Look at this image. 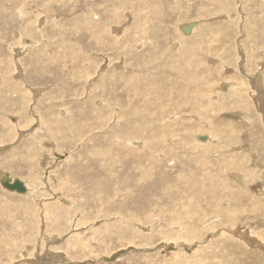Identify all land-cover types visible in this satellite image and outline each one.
<instances>
[{"label":"rangeland","instance_id":"1","mask_svg":"<svg viewBox=\"0 0 264 264\" xmlns=\"http://www.w3.org/2000/svg\"><path fill=\"white\" fill-rule=\"evenodd\" d=\"M227 1L0 0V264H264V0Z\"/></svg>","mask_w":264,"mask_h":264},{"label":"bare ground","instance_id":"2","mask_svg":"<svg viewBox=\"0 0 264 264\" xmlns=\"http://www.w3.org/2000/svg\"><path fill=\"white\" fill-rule=\"evenodd\" d=\"M213 1H215V0H213ZM233 1V0H232ZM232 1H231V3H232ZM228 3L230 2L229 0L227 1ZM227 2H224L225 4L227 3ZM235 2V1H234ZM233 2V3H234ZM220 5V4H219ZM232 5H234V4H232ZM235 6H236V4H235ZM232 9V8H231ZM216 12H219L218 10L216 11ZM222 12V11H221ZM228 12V11H227ZM232 12V11H231ZM230 13V12H229ZM234 13V12H233ZM205 14V13H204ZM223 14V13H222ZM209 15V14H208ZM219 16H221V14L219 13V15H218V17ZM204 18H205V16H204ZM236 18V17H235ZM239 18V17H238ZM263 24V23H262ZM196 26V25H195ZM222 30V29H221ZM238 32V33H237ZM236 33L237 34H239V31H237ZM191 33V32H190ZM220 33V32H219ZM254 33V32H253ZM237 34H236V36H237ZM144 35V34H143ZM239 36V35H238ZM235 38V37H234ZM136 39V38H135ZM139 39V38H138ZM250 39V38H249ZM251 40V39H250ZM135 41V40H134ZM233 41V40H232ZM240 41V40H239ZM254 43V42H253ZM135 45V44H134ZM127 46V45H126ZM240 45L238 44V47H239ZM245 46V45H244ZM250 46H252L251 44H250ZM236 47V46H235ZM248 47H249V44H248ZM254 47V46H253ZM9 49V48H8ZM135 49V48H134ZM225 49V48H224ZM237 49V48H236ZM257 50V49H256ZM219 51V50H218ZM225 51V50H224ZM242 53V52H241ZM215 54V53H214ZM195 58V57H194ZM237 59V58H236ZM242 59V58H241ZM240 59V60H241ZM256 62V61H255ZM117 63V62H116ZM157 63V62H156ZM235 63V62H234ZM17 64V63H16ZM112 64V63H111ZM224 65V64H223ZM236 66V65H235ZM10 67V66H9ZM21 67V66H20ZM123 67V66H122ZM187 68V67H186ZM236 68V67H235ZM234 68V69H235ZM246 68V67H245ZM255 67H253V69H254ZM233 69V70H234ZM188 70V69H187ZM236 70H237V68H236ZM255 70V69H254ZM256 70H258V69H256ZM249 72V71H248ZM187 73V72H186ZM235 73H236V71H235ZM239 73V72H238ZM240 74V73H239ZM238 74V75H239ZM252 74H254L253 72H252ZM78 75V74H77ZM241 75V74H240ZM246 75V77H249V75H247V74H245ZM187 76V75H186ZM232 76H233V74H232ZM255 76V75H254ZM228 77H230V76H228ZM188 78V77H187ZM162 79V78H161ZM230 79V78H229ZM255 79V78H254ZM260 79V78H259ZM163 80V79H162ZM261 80V79H260ZM160 81V80H159ZM231 81V80H230ZM236 81V80H235ZM165 82V81H164ZM189 82H191V81H189ZM231 82H233V81H231ZM250 82V81H249ZM193 84V83H192ZM227 84V83H226ZM251 84V83H250ZM262 84V83H261ZM182 85H184V84H182ZM252 85H253V83H252ZM251 85V86H252ZM187 86V85H186ZM223 87V86H222ZM173 88V87H172ZM224 88H226V86L224 87ZM245 88V87H244ZM256 88V87H255ZM50 89V88H49ZM188 89V88H187ZM183 90H184V88H183ZM185 90H186V88H185ZM241 90V89H240ZM188 91H189V89H188ZM254 91V90H253ZM25 92V91H24ZM241 92V91H240ZM259 92V91H258ZM31 93V92H30ZM170 93V92H169ZM194 93V92H193ZM227 93V92H226ZM244 93V92H243ZM212 94H213V92H212ZM212 94L210 95V100L208 101V103L206 104V105H211L212 106V104H214V105H216L215 103H213L214 102V100L215 99H213L214 97V94H213V96H212ZM246 94V93H245ZM44 95V94H43ZM186 95V94H185ZM150 96V95H149ZM246 96V95H245ZM218 97V96H217ZM259 98H260V96H258ZM247 97H245V99H246ZM258 98V99H259ZM145 99V98H144ZM263 99V98H262ZM17 100V99H16ZM42 100V99H41ZM48 100V99H47ZM193 100V99H192ZM243 100H244V96H243ZM216 101V100H215ZM237 100H235L234 98L233 99H231L230 100V105H235V102H236ZM245 101V100H244ZM38 102V101H37ZM44 102V101H43ZM182 103V102H181ZM200 103H201V101H199V100H196L194 103H192V107H197V106H200ZM260 103V102H259ZM160 104V103H159ZM246 106H247V109H248V111L250 110V106H249V104H251V103H249L248 104V100H247V102H245L244 103ZM83 106V105H82ZM178 106V105H177ZM180 106V105H179ZM245 106V107H246ZM251 106H253V105H251ZM140 107V106H139ZM160 107V106H159ZM162 107V106H161ZM63 108V107H62ZM166 108V107H165ZM254 108V107H253ZM80 109V108H79ZM208 109H210V107H208ZM212 109V108H211ZM210 109V110H211ZM101 110V109H100ZM159 110V109H158ZM196 111H197V109H195ZM215 110V109H214ZM213 110V111H214ZM242 110V109H241ZM244 110H246V108H244ZM54 111V110H53ZM98 112H99V110H97ZM163 111V110H162ZM165 111V110H164ZM101 112V111H100ZM99 112V113H100ZM161 112V111H160ZM167 112V111H166ZM259 112V111H258ZM97 113V112H96ZM178 113V112H177ZM211 113V112H210ZM220 113V112H219ZM238 113V112H237ZM239 113H241L240 111H239ZM257 113V112H256ZM161 114V113H160ZM207 114H208V112H207ZM100 115H102V113L100 114ZM107 115V114H106ZM106 115L105 116H103V117H106ZM149 115V114H148ZM206 115V114H205ZM244 115V114H243ZM243 115H241L242 117H243ZM51 116V115H50ZM30 117V116H29ZM96 117H98L97 115H96ZM241 117V118H242ZM32 118V117H31ZM102 118V117H101ZM98 119H99V117H98ZM161 119V118H160ZM257 119V118H256ZM18 121V120H17ZM16 121V122H17ZM203 119H201L200 121H199V123L198 124H202L203 122ZM198 121H196V123H197ZM242 122V121H241ZM248 123L247 124H249V126L253 129V124H252V122H250L249 120L247 121ZM34 123H36V122H34ZM154 123V122H153ZM243 123H245V122H243ZM263 123V122H262ZM241 124V123H240ZM166 125V124H165ZM203 125V124H202ZM245 125H246V123H245ZM204 126V125H203ZM208 126V125H207ZM246 126H248V125H246ZM206 127V126H205ZM243 127H245V126H243ZM30 128V127H29ZM29 128H28V130H29ZM232 128V127H231ZM39 129V128H38ZM198 129V128H197ZM249 129V128H248ZM251 129V130H252ZM255 129V128H254ZM202 130V129H201ZM27 131V130H26ZM25 131V132H26ZM76 131H78V130H76ZM242 131V130H241ZM246 131H248V130H246ZM256 131V130H255ZM18 132V131H17ZM33 132V131H32ZM31 132V133H32ZM211 132V131H210ZM249 132V131H248ZM252 132V131H251ZM202 133V132H201ZM209 133V132H208ZM238 133V132H237ZM240 133V132H239ZM247 133V132H246ZM35 134V133H34ZM33 134V135H34ZM14 135V134H13ZM29 135H31V134H29ZM198 135V134H197ZM233 135V134H232ZM248 135H249V133H248ZM247 135V136H248ZM27 136H28V134H27ZM68 136V135H67ZM70 136V135H69ZM203 136V135H202ZM219 136V135H218ZM221 136V135H220ZM239 136V135H238ZM237 136V137H238ZM260 136V135H259ZM259 136H257V135H254V137H252V136H248L249 137V141L248 140H246L247 141V144L249 145V147L251 148L250 150H249V154H252V153H255V155H257V157L258 158H260V159H264V154L262 155L261 153L262 152H260L259 150H256V148H254V144H258V143H261V141H262V138L261 137H259ZM62 137V136H61ZM195 137H196V135H195ZM211 137H213V136H211ZM237 137H236V139H237ZM248 137H247V139H248ZM65 138V137H64ZM239 139H240V137H238ZM264 139V138H263ZM162 140V139H161ZM173 140H176V139H173ZM212 140V139H211ZM211 140L209 139L208 140V142H205V143H200V144H202V145H207V143H209V142H211ZM214 141V140H213ZM241 141V140H240ZM220 142V141H219ZM243 142V141H242ZM263 142V141H262ZM212 143V142H211ZM229 143V142H228ZM39 144V143H38ZM206 145H205V147H206ZM226 146L228 145V144H225ZM231 145V144H230ZM238 145V144H237ZM244 145V144H243ZM264 145V144H263ZM31 146V145H30ZM210 146V145H209ZM234 146V145H233ZM232 146V147H233ZM239 146V145H238ZM202 147V146H201ZM261 147V146H260ZM204 148V147H203ZM202 148V149H203ZM207 148V147H206ZM224 148V147H223ZM229 148H231V147H229ZM241 148V147H240ZM253 148V149H252ZM46 149V148H45ZM212 149V148H211ZM237 149H239V148H237ZM206 150V149H205ZM241 150V149H240ZM239 150V151H240ZM146 151V150H145ZM217 151V150H216ZM242 151V150H241ZM61 152H63V151H61ZM103 152V151H102ZM205 152H207V150L205 151ZM217 152H219V153H222L221 151H217ZM226 153H227V151H225ZM229 152V151H228ZM234 152H236V151H234ZM237 152H238V150H237ZM86 153V152H85ZM107 153V152H106ZM216 153V152H215ZM240 153V152H239ZM264 153V152H263ZM223 154V153H222ZM105 155V154H104ZM224 155V154H223ZM227 155H229L228 153H227ZM243 155V154H242ZM253 155V154H252ZM221 156V155H220ZM225 156V155H224ZM223 156V157H224ZM226 157V156H225ZM225 157L224 158H222L221 157V159H225ZM26 158V157H25ZM54 158V157H53ZM233 158H234V156H233ZM249 158V157H248ZM251 158V157H250ZM235 159V158H234ZM257 159V158H256ZM236 160V159H235ZM235 160H234V162H235ZM238 160V159H237ZM252 160V159H251ZM229 161V160H228ZM262 161V160H261ZM31 162V161H30ZM231 162V161H230ZM233 162V161H232ZM24 164V163H23ZM174 164V163H173ZM233 164V163H232ZM234 164H236V163H234ZM238 164V163H237ZM236 164V165H237ZM241 164V163H240ZM253 164V163H252ZM197 165V164H196ZM256 165V164H255ZM241 166V165H240ZM257 166V165H256ZM259 166V165H258ZM52 167V166H51ZM124 167H126V166H124ZM233 168H234V165L232 166ZM244 167V166H243ZM255 167V166H254ZM260 167V166H259ZM262 167V166H261ZM260 167V168H261ZM41 168V167H40ZM228 168V167H227ZM246 168V167H245ZM251 168V167H250ZM55 169V168H54ZM59 169V168H58ZM209 170V169H208ZM224 170V169H223ZM239 170V169H238ZM242 170V169H241ZM255 170H257L256 169V167H255ZM260 170V169H259ZM256 172V171H255ZM259 172V171H258ZM260 172H261V170H260ZM128 173V172H127ZM139 173V172H138ZM146 173V172H145ZM245 173V172H244ZM263 173V172H262ZM153 174V173H152ZM232 174V173H231ZM247 174V173H246ZM44 175V174H43ZM125 175V174H124ZM259 175V174H258ZM128 176V175H127ZM226 176V175H225ZM234 176V175H233ZM237 177V176H236ZM239 177V176H238ZM241 177V176H240ZM32 178V177H31ZM148 178V177H147ZM12 179V178H11ZM145 179V178H144ZM217 179V178H216ZM242 179H243V177H242ZM258 179V178H257ZM257 179H256V181H257ZM13 180V179H12ZM23 180V179H22ZM41 180V179H40ZM263 180V179H262ZM6 181V180H5ZM261 181V180H260ZM13 182V181H12ZM11 182V183H12ZM34 182V181H33ZM144 182V181H143ZM243 182V181H242ZM252 182H253V180H252ZM251 182V183H252ZM259 182V181H258ZM10 183V184H11ZM25 183H27V182H25ZM244 183V182H243ZM247 183V182H246ZM245 183V184H246ZM27 185V184H26ZM25 185V186H26ZM24 186V185H23ZM27 187V186H26ZM225 187V186H224ZM65 189V188H64ZM28 190V189H27ZM60 191V190H59ZM28 192V191H27ZM32 192V190L30 191V192H28V193H31ZM256 192V191H255ZM122 193V192H121ZM254 193V192H253ZM263 194V193H262ZM261 194V195H262ZM18 195V194H17ZM31 195H32V193H31ZM20 196V195H19ZM27 196V195H26ZM260 197V196H259ZM264 197V196H263ZM158 198V197H157ZM156 200V199H155ZM101 202V201H100ZM232 202V201H231ZM261 202V201H260ZM57 203V202H56ZM232 207H234V206H232ZM231 207V208H232ZM252 207V206H251ZM220 208V207H219ZM240 208V207H239ZM252 208H254V207H252ZM251 208V209H252ZM257 208V207H256ZM222 209V208H221ZM229 209V208H228ZM246 209V208H245ZM263 209H264V206H263ZM226 210V209H225ZM219 211V210H218ZM223 211V210H222ZM228 211V210H227ZM224 212V211H223ZM222 212V213H223ZM234 212H236L235 210H234ZM40 213V212H39ZM221 213V212H220ZM41 214V213H40ZM235 214H237V213H235ZM251 215V214H250ZM262 215V214H261ZM234 217V216H233ZM262 217V216H261ZM94 218V217H93ZM251 218V217H250ZM238 219V218H237ZM54 220V219H53ZM228 220V219H227ZM262 220V219H261ZM97 222V221H96ZM88 224V223H87ZM261 226V225H260ZM264 226V225H263ZM263 226H262V229H258V230H263ZM85 228V227H84ZM91 228V227H90ZM95 228V227H94ZM249 228H251V227H249ZM40 230V229H39ZM222 230H223V228H222ZM225 231V230H224ZM260 232V231H259ZM39 233V232H38ZM226 234V233H225ZM256 234V233H255ZM124 235V234H123ZM230 235V234H229ZM44 236V235H43ZM212 236V235H211ZM218 236V235H217ZM216 236V237H217ZM228 236V235H227ZM250 236V235H249ZM42 237V236H41ZM243 237V236H242ZM46 238V237H45ZM50 238V237H49ZM58 238V237H57ZM179 238H181V237H179ZM241 238V237H240ZM245 238V237H244ZM41 239V238H40ZM227 239V238H226ZM236 239V238H235ZM238 239V238H237ZM242 239V238H241ZM47 240V239H46ZM51 240V239H50ZM216 240V239H215ZM224 240V239H223ZM233 240H234V238H233ZM245 240V239H244ZM63 241V240H62ZM203 241H206V240H203ZM229 241V240H228ZM254 241H256V239L254 240ZM67 242V241H66ZM3 243V242H2ZM39 243V242H38ZM64 243V242H63ZM237 243V242H236ZM246 243V242H245ZM245 243L243 244V245H245ZM40 244V243H39ZM46 244H48V243H46ZM57 244V243H56ZM66 244V243H65ZM209 244V243H208ZM264 244V243H263ZM62 245V244H61ZM221 245V244H220ZM259 245V244H258ZM34 246V245H33ZM57 246V245H56ZM239 246V245H238ZM37 247V246H36ZM256 247V246H255ZM40 248V247H39ZM48 248V247H47ZM192 248V247H191ZM248 248V247H247ZM246 248V249H247ZM200 249V248H199ZM243 249V248H242ZM263 249V248H262ZM225 250V249H224ZM242 251H244V250H242ZM252 251V250H251ZM254 251H256V250H254ZM241 253V252H240ZM244 253V252H243ZM242 253V254H243ZM262 253V252H261ZM253 254V253H252ZM23 255V254H22ZM246 255V254H245ZM263 257V256H262ZM59 258V257H58ZM264 258V257H263ZM20 259V258H19ZM30 260V259H29ZM52 260V259H51ZM254 260V259H253ZM26 261H28V260H26ZM32 261H34V260H32ZM31 262V261H30ZM29 262V263H30ZM37 263L39 264V262L37 261ZM66 263V262H65ZM243 263V262H242ZM241 263V264H242ZM245 263V262H244ZM243 263V264H244ZM248 263V262H247ZM34 264H36V263H34ZM43 264V263H42ZM75 264V263H74Z\"/></svg>","mask_w":264,"mask_h":264},{"label":"water","instance_id":"3","mask_svg":"<svg viewBox=\"0 0 264 264\" xmlns=\"http://www.w3.org/2000/svg\"><path fill=\"white\" fill-rule=\"evenodd\" d=\"M193 26H194V23L187 25V27L183 29L184 35H189ZM198 140L201 142H205L207 138L205 136H201V137H198ZM3 185L5 189H7L10 192H14L19 195L25 193L24 187L18 181H15L10 184L8 180H6V182Z\"/></svg>","mask_w":264,"mask_h":264}]
</instances>
